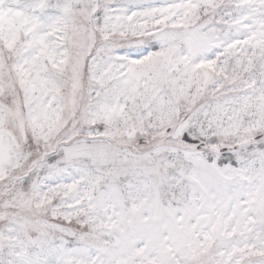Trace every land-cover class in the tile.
<instances>
[{
  "label": "snow or ice",
  "instance_id": "obj_1",
  "mask_svg": "<svg viewBox=\"0 0 264 264\" xmlns=\"http://www.w3.org/2000/svg\"><path fill=\"white\" fill-rule=\"evenodd\" d=\"M0 264H264V0H0Z\"/></svg>",
  "mask_w": 264,
  "mask_h": 264
}]
</instances>
